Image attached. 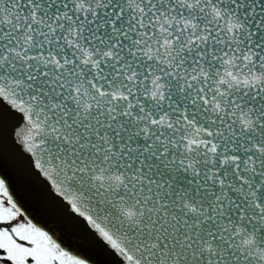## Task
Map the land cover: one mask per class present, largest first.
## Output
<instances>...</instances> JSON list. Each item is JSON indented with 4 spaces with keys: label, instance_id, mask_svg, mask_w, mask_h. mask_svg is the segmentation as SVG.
I'll return each mask as SVG.
<instances>
[{
    "label": "snow or ice",
    "instance_id": "obj_1",
    "mask_svg": "<svg viewBox=\"0 0 264 264\" xmlns=\"http://www.w3.org/2000/svg\"><path fill=\"white\" fill-rule=\"evenodd\" d=\"M5 113L115 264H264V0H0ZM0 264L97 262L0 171Z\"/></svg>",
    "mask_w": 264,
    "mask_h": 264
},
{
    "label": "water",
    "instance_id": "obj_2",
    "mask_svg": "<svg viewBox=\"0 0 264 264\" xmlns=\"http://www.w3.org/2000/svg\"><path fill=\"white\" fill-rule=\"evenodd\" d=\"M14 123V118L5 113L0 171L7 177L20 204L39 225L57 233L66 246L79 250L97 264H115V258L92 239L83 221L72 217L67 206L52 197L46 184L31 172L28 162L20 158L11 135Z\"/></svg>",
    "mask_w": 264,
    "mask_h": 264
}]
</instances>
